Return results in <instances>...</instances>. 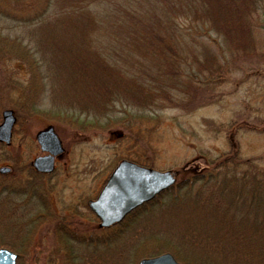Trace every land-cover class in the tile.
Returning <instances> with one entry per match:
<instances>
[{
	"label": "rangeland",
	"instance_id": "rangeland-1",
	"mask_svg": "<svg viewBox=\"0 0 264 264\" xmlns=\"http://www.w3.org/2000/svg\"><path fill=\"white\" fill-rule=\"evenodd\" d=\"M107 1L114 6L0 0V123L5 110L14 117L9 144L0 143V167L16 174V187L28 189L19 196L0 188V248L19 252L17 264H137L162 254L179 264H258L264 258V0H234L230 9L226 0L205 6L202 0ZM122 8L134 18L118 14ZM112 26L127 38L116 37ZM64 57L80 63L91 88L74 91L64 76L70 70L58 68ZM50 60L60 76L55 87L43 77ZM47 128L64 152L53 173L39 175L29 162L42 156L35 135ZM121 160L170 172L175 184L190 182L114 228L97 230L85 204ZM48 203L57 220L72 221L80 240L62 241L67 255L55 258L48 256L55 251ZM219 239L227 252L218 247L211 254Z\"/></svg>",
	"mask_w": 264,
	"mask_h": 264
},
{
	"label": "water",
	"instance_id": "water-1",
	"mask_svg": "<svg viewBox=\"0 0 264 264\" xmlns=\"http://www.w3.org/2000/svg\"><path fill=\"white\" fill-rule=\"evenodd\" d=\"M0 142L9 144L14 118L10 110L1 115ZM36 143L47 156L33 160L37 171L50 173L54 157L63 152L60 141L52 128L36 134ZM44 165L40 167V165ZM7 169L1 168L0 173ZM175 184V178L170 172H157L140 167L128 161H121L112 171L101 189L97 199L90 203L91 211L97 216L100 228H107L120 222L130 211L148 203L163 191ZM17 256L0 248V264H16ZM137 264H179L170 254H162L154 258L140 260Z\"/></svg>",
	"mask_w": 264,
	"mask_h": 264
},
{
	"label": "trees",
	"instance_id": "trees-1",
	"mask_svg": "<svg viewBox=\"0 0 264 264\" xmlns=\"http://www.w3.org/2000/svg\"><path fill=\"white\" fill-rule=\"evenodd\" d=\"M99 1H101V0H99ZM186 2H188V1H190V0H185ZM204 1H206V3L207 2H209V0H202V2H203V5H204ZM102 3H103V5H110L111 7H113L114 5L112 4V3H110V2H108L107 0H102ZM233 3H234V0H226V2H225V4H224V6L226 7V8H228V9H230L232 6H233ZM101 5V4H100ZM125 5V4H124ZM205 6V5H204ZM118 8V7H117ZM189 8V7H188ZM0 11H2L1 9H0ZM31 12V11H30ZM119 13H121V14H124V15H127V17L129 18V19H133L134 18V12L132 11V10H130V9H128V8H122L121 9V11H119L118 12V14ZM30 15V14H29ZM28 17H31V15L30 16H28ZM16 18H19V17H16ZM23 18H27V17H23ZM211 18V17H210ZM144 21V20H143ZM246 22H249V21H247L246 20ZM137 23H138V25H141V26H145V24L143 23V22H141L139 19H138V21H137ZM244 23H245V21H244ZM244 23L243 24H240V26H242V27H244ZM250 23V22H249ZM248 25H250V24H247V28L249 27ZM255 25V24H254ZM253 25V26H254ZM262 25H264V24H261L260 25V27L261 28H264ZM112 28H113V30H115L116 32H114V35L117 37L118 36V38H120V40H125L126 38H127V35L125 34V33H123V31H121V30H118V27H116V26H112ZM148 31H151V29H148L147 30V28L145 27V32L147 33ZM77 32L78 31H75L73 34L74 35H78L77 34ZM117 34V35H116ZM152 43H155V41H152ZM65 58V57H64ZM50 62L51 63H48V65H46L44 68H43V72H44V74H45V76H43L45 79H46V83H48V86L49 87H55V82H56V79H58L60 76H58L57 74H55V68L57 67V65L55 64V62L53 63V60H50ZM26 64V63H25ZM34 64V63H33ZM27 65V67H28V77H30V76H32V65H31V62L30 63H28V64H26ZM63 65V64H62ZM62 65H60L58 68L60 69V72H61V70L62 71H64V73L67 71V70H70V72H71V74H64V76L65 77H67V79L68 80H70L71 82V84H72V86H73V89H74V91H77V92H80L81 93V86L83 85V84H86L87 86H90V88H91V85H93V83H92V81L91 80H88L87 79V76H86V74H84V71L83 70H79L78 69V67L80 66V63L79 62H73L72 61V58L71 57H66L65 59H64V65H63V67H62ZM12 67H13V65H11ZM5 67H6V69H7V71H9L10 73L12 72V70L10 69V66L8 67V63H6V65H5ZM8 67V68H7ZM9 69V70H8ZM173 70V69H172ZM83 72V73H82ZM80 74V75H77V74ZM97 75V74H96ZM91 76V75H90ZM6 79H8V78H6ZM55 89V91H56V88H54ZM109 93H111V90H107ZM79 96H80V94H79ZM19 104V103H18ZM73 105V104H72ZM76 105H80V106H82V100H79L78 101V104H76ZM75 105V106H76ZM19 106H20V108H24V106H22V105H20L19 104ZM29 120H33V118H32V116H30V119ZM27 125V124H26ZM226 164H228L229 165V161H224L223 163H222V165H226ZM233 165V164H232ZM193 179V178H192ZM18 181H19V179L17 178V176H16V174L15 175H11V177L10 176H4V177H2V176H0V188L2 189V191H4V190H6V186H11V188L12 187H16L17 186V184H16V182L18 183ZM188 182H190V179H189V181H187V180H185V181H182V182H180V183H178L177 185H175V187H173L172 189H169V190H167L166 192H164V193H162V194H160V196L159 197H161L163 194H166V193H168V192H170V191H172L173 189H181L185 184H187ZM189 184V183H188ZM21 187V186H20ZM184 188V187H183ZM4 189V190H3ZM7 191V193L8 194H10V193H12L10 190H6ZM158 197H156L154 200H156ZM153 201H151V202H149V203H147V204H145L144 206H142L140 209H138L135 213H138L140 210H143V209H145V207L148 205V204H151ZM215 242H216V244L217 245H214L213 247H212V249H211V254H212V250H214V248H217L218 249V247H221V248H219L220 249V251L219 252H221V253H226L227 251H225L226 250V248H224L223 246L225 245V243L223 242V241H220V239L218 240V241H216L215 240ZM214 243V242H213ZM221 244H222V246H221ZM245 245H247V243L245 244ZM240 246H242V245H240ZM3 247H5V248H9L8 246H3ZM226 247V246H225ZM233 249H235L234 248V246H230V250H233ZM17 254H19V252L17 253ZM258 258H260V257H258ZM262 259V261L260 262V261H258V264H264V261H263V259L264 258H261ZM246 260H243L242 262H240V263H238V264H253L251 261H247V262H245Z\"/></svg>",
	"mask_w": 264,
	"mask_h": 264
},
{
	"label": "flooded vegetation",
	"instance_id": "flooded-vegetation-1",
	"mask_svg": "<svg viewBox=\"0 0 264 264\" xmlns=\"http://www.w3.org/2000/svg\"><path fill=\"white\" fill-rule=\"evenodd\" d=\"M12 116H13V113H12ZM14 118V117H13ZM48 129V128H47ZM46 130V129H45ZM41 131H43V130H41ZM54 131V130H53ZM38 132H40V131H38ZM37 132V133H38ZM36 133V134H37ZM55 133V132H54ZM57 136V135H56ZM35 137H36V135H35ZM59 139V138H58ZM35 141H36V139H35ZM60 141V140H59ZM60 144H61V147H62V149H63V146H62V142L60 141ZM39 151H40V149H39ZM63 152H64V150H63ZM63 152H62V154H63ZM61 154V155H62ZM60 155V156H61ZM44 156H47V153H42V156H37V157H35L34 159H36V158H39V157H44ZM60 156H57V157H54V159H53V168H52V171L50 172V173H44V172H40V171H37L36 170V168L34 167V165H33V160L31 161V162H29V167H30V169H31V171L33 172V173H38L39 175H48V174H51V173H53V170H54V168H55V160L57 159V158H59ZM44 165L42 164V165H40V167H43ZM5 169H7V171H6V173H4V174H1L0 173V176H2V177H4V175L5 176H10L11 177V175H15V174H11V172H12V170L9 168V167H7L6 166V168ZM7 188H6V190H10L13 194H16V195H19V196H22V195H24V193H26V192H28V189L27 188H25V187H12L11 188V186H6ZM4 190V189H3ZM6 190H4V192H7ZM99 194V193H98ZM98 194H97V196H98ZM27 196H28V198L30 197L28 194H27ZM97 198V197H96ZM95 198V199H96ZM95 199H92V200H88L87 201V203L85 204V207L87 208V210L90 212V214L95 218V220H94V222H95V226H96V229L98 230V229H100L99 228V220H98V218H97V216L91 211V209H90V203L91 202H93V201H95ZM47 205H49V203L48 204H46L44 207H46L48 210H49V212H50V214H51V216L54 218V226H55V228L52 230V234H51V238H50V243L53 245L54 244V252H51V254H49L48 256L49 257H51V258H55L56 256H58V253L59 254H66L67 255V250L65 249V247L64 246H62L61 245V242L62 241H67V242H79L80 240L77 238L78 236H77V233L73 230V228L72 227H74L75 225H73L72 224V221L70 220V221H67L63 216L61 217V218H59V220H57V218H56V215H55V212H54V209L52 208V205H49V208H48V206ZM51 206V207H50ZM46 209V210H47ZM140 209V208H139ZM47 210V211H48ZM138 209H136V210H134L133 211V213L134 212H136ZM128 215H131V213H129ZM128 215H126L120 222L122 223V221L125 219V218H127L128 217ZM57 220V221H56ZM67 222H69V223H67ZM120 222L119 223H116V224H113L112 226H110L108 229H112V228H114V226H116V225H118V224H120ZM35 224L37 223V220H35V222H34ZM69 227V229H67ZM95 230V229H94ZM93 230V231H94ZM100 230H102V229H100ZM107 230V229H106ZM92 231V232H93ZM118 232V231H117ZM69 233V234H68ZM71 234V235H70ZM73 235V236H72ZM71 240V241H70ZM89 242L90 243H94V239H93V235H91V238H90V240H89ZM56 252H58V253H56ZM15 253V252H14ZM16 255H17V260H18V257H19V254H17V253H15ZM60 256H62V255H60ZM65 256V255H64ZM65 258H66V256H65Z\"/></svg>",
	"mask_w": 264,
	"mask_h": 264
}]
</instances>
